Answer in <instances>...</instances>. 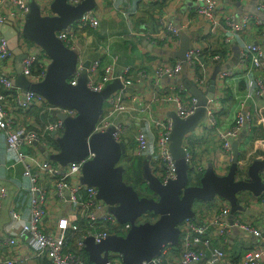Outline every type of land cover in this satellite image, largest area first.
<instances>
[{
	"label": "built area",
	"instance_id": "2783aa9c",
	"mask_svg": "<svg viewBox=\"0 0 264 264\" xmlns=\"http://www.w3.org/2000/svg\"><path fill=\"white\" fill-rule=\"evenodd\" d=\"M80 1L66 0L70 6H76ZM192 2L194 12L203 18L208 26L207 34L219 35L220 48L227 53L226 55L217 53L199 37H194L190 40L184 61L156 55L152 78L156 81L167 79L168 84L165 88L156 84L153 89L162 90L159 98L152 96L151 101L161 102L165 107L173 108L180 119H187L195 113L197 102L189 94L185 95L183 85L174 84V80L179 78L182 69L186 67L187 79L204 93L208 89L211 68L223 67L216 75L215 92L207 104L205 121L200 122L183 142L186 162L191 169V178H196L201 176L207 166L196 163L192 152L193 144L204 141L215 142L217 147L211 148L213 151L210 162L214 164L216 173L224 174L230 166L232 142L239 139L242 134L252 137V133L257 132V125L254 124L257 115L253 99H259L264 107V42L262 40L264 21L251 14L242 15L238 20L231 15H224L221 21L216 15L220 8V0H192ZM51 3L52 0L39 2L42 16H53L49 9ZM29 4V0H0V24L10 22L11 28L16 32L18 47L24 54L21 62L22 75L30 83H40L46 75L51 60L40 47L29 42L22 35L30 10ZM257 9L264 15L263 0L259 1ZM121 12L127 16V12ZM155 20L158 35L150 40L151 47L158 50L160 46L169 45L173 46L174 50H178L182 33L173 23L164 19L163 12L156 13ZM98 26L97 17L93 11H89L83 14L77 23L55 33L65 47L78 54L76 69L68 79V83L72 86L77 84L81 73L84 72V61L76 48V34L85 29L95 31ZM256 30L257 35H261L258 41H241L236 63L231 67H225L224 64L230 56L228 47L230 43L244 35H255ZM114 65L111 63L102 68L99 61L94 62L85 73L88 88L95 92L101 91L115 80L122 83L123 87L106 103L109 105V111L102 115L94 129L95 132H104L113 125V138L121 142L130 134L128 125L116 119L117 116L127 113L124 104L126 90L135 82L148 79L149 76L140 71L137 72L136 79L132 80L128 77L129 69L116 75ZM14 77L11 51L7 40L0 35V135L4 136L7 148L12 150L16 157L12 164H4L0 161V169L14 170L16 165H20L23 168L22 175L29 181L28 192L31 194L29 221L22 222L17 212L13 208L10 209L9 223L5 226L4 237L0 241V264H27L30 258L47 259L51 264H92L82 254L84 240L90 237L94 243H99L112 235L123 237L130 225L118 223L115 217L106 211L104 203L97 199L96 188L80 182L85 160L65 166H59L50 160V156L58 152L57 139L63 134V123L57 119V115L63 114L74 118L76 111L50 105L33 92L21 91L13 85ZM238 83H245L246 88L245 90L239 87L233 88L231 98L237 104L236 114L230 122L222 123L217 115L222 112L225 93L231 89V85ZM149 107L139 104L136 114L131 119L144 123L149 131H155V136L150 139L144 130L138 129L133 135L135 146L132 155L150 156V169L153 175L165 184L175 179L174 162L169 153L172 122L168 117L153 119L150 115L145 116ZM260 121L264 131V117ZM243 139L240 140L239 145L243 143ZM261 142L264 144V138H261ZM242 166L239 158L237 176L244 179L246 175L245 171H241ZM261 178L264 182V171ZM7 196V189L0 184V207ZM239 198H242L241 194ZM256 199L264 202V196ZM243 204L244 202L240 205ZM66 205L71 207V210L61 215V220L57 219L61 228L60 236L48 234L44 229L49 215L48 206H54L60 212ZM194 213L195 220L185 219L178 226L177 260L168 258L163 249L159 256L142 264H234L226 252L211 245V240H219L227 245L234 229L252 237L254 241L248 248H244L246 250L236 264H264V231L253 221L240 218L237 213L230 223L228 204L216 210L203 211L199 206L194 209ZM18 246L26 248L31 257L14 258L10 255V249ZM106 264L122 263L117 254H110Z\"/></svg>",
	"mask_w": 264,
	"mask_h": 264
},
{
	"label": "water",
	"instance_id": "95a60500",
	"mask_svg": "<svg viewBox=\"0 0 264 264\" xmlns=\"http://www.w3.org/2000/svg\"><path fill=\"white\" fill-rule=\"evenodd\" d=\"M95 7V0H81L76 6L68 5L66 0H52L49 9L53 16L46 17L42 16L39 4H29L22 35L40 47L51 60L40 83H30L22 75L24 54L18 47V37L10 22L0 24V35L7 40L13 57V85L23 92L39 95L50 105L76 111L74 118L57 115V119L63 123V134L57 139L58 152L50 156V160L59 166L85 160L80 182L96 188L97 199L104 203L106 211L118 223L130 225L123 237L112 235L99 243H94L90 237L85 239L87 260L92 264H106L110 254H117L122 264H142L159 256L165 247L178 245V226L185 219H196L195 203H209L216 198L224 200L230 207L229 221L232 223L233 216L242 211L238 200L240 194L249 193L255 198L264 196L261 178L264 158L252 161L245 170L246 177L238 178L242 134L232 142L228 170L218 174L209 164L199 177L198 184L192 185L183 142L200 122L205 121L206 107L215 92L216 75L221 69L217 68L204 93L189 80L182 82L184 90L196 99L197 109L187 119H180L175 112L168 115L172 122L169 153L174 162L175 179L162 184L150 169L151 157L146 156L142 162V184L152 196H140L132 185L124 181L125 168L121 161L128 154L127 141L117 142L113 138V125L104 132L94 131L103 115L104 105L123 87L122 83L115 80L99 92L92 91L87 86L85 73L90 65L85 62L84 72L77 84L70 85L68 79L76 69L78 54L65 47L55 35L77 23L86 12L95 11ZM257 16L264 21V15L260 12ZM189 47L190 38L188 35L182 36L179 49L171 57L184 61ZM150 214L154 219L146 220Z\"/></svg>",
	"mask_w": 264,
	"mask_h": 264
},
{
	"label": "crops",
	"instance_id": "0c3cea01",
	"mask_svg": "<svg viewBox=\"0 0 264 264\" xmlns=\"http://www.w3.org/2000/svg\"><path fill=\"white\" fill-rule=\"evenodd\" d=\"M30 3L39 4L41 0H29ZM96 7L94 14L99 21L97 30L91 31L88 29L78 31L75 38L76 48L80 52V57L89 65L94 62H100L101 67L114 63L115 74H122L126 69H129L128 77L132 80L136 79L137 72H144L148 75V79H142L135 82L132 87L128 88L127 94L124 97V104L127 107V113L117 116V120L128 125L130 132L126 137L128 155H132V150L135 146L133 135L138 129L146 132L150 139L155 136V131H149L144 123L137 122L131 119L136 114V108L139 104L149 105V109L145 112V116L150 115L153 119H165L168 115L174 112L173 108L165 107L161 102L151 101L152 96L159 98L162 89H153L158 84L159 87L165 88L168 84L167 79L156 81L152 78V71L155 66L156 55H163L173 59L171 54L176 51L173 46H160L158 50L153 49L150 45V40L158 35L155 14L158 12L164 13V19L171 22L182 33V36L188 35L190 40L194 37H199L210 49H220L219 35L209 36L207 34L208 26L204 19L199 17L194 12V4L192 0H95ZM260 0H220V8L216 15L222 21L224 15H231L235 20H238L242 15L251 14L259 15L257 9ZM264 1V0H263ZM121 11L127 12V16ZM259 31V29H258ZM264 31V28H263ZM261 35H244L239 39L230 43V56L224 64L225 67L233 66L237 61L238 48L241 41L247 42L258 41ZM264 41V33L263 38ZM11 68V65H9ZM211 68L210 77L215 69ZM223 67H221L222 69ZM209 77V80H210ZM188 78L186 67L182 69L179 78L174 80V84L182 85V82ZM188 80V79H187ZM239 87L245 90V83L231 85L225 93V100L222 106V112L217 115L218 120L222 123L230 122L236 114V102L231 98L233 88ZM188 94L185 91V95ZM188 96V95H187ZM255 102V111L257 115L261 114L264 117V107L260 104L261 101L253 99ZM109 111V105H104L103 115ZM253 137V138H252ZM250 135H245L243 143L239 145V158L242 151L261 152V155L256 156L252 161L264 158V144L261 138H264L262 130L257 135V132ZM257 137V140H254ZM262 149L260 150V146ZM215 142H197L192 145L193 156L196 163L208 166L211 164V148H216ZM146 157V156H145ZM16 160L15 153L8 149L3 135H0V161L4 164H12ZM144 160V158H143ZM251 161V163H252ZM143 162V161H142ZM214 167V164H211ZM128 164L125 166L127 167ZM207 168V167H206ZM215 168V167H214ZM23 168L16 165L14 170L0 169V184L7 189L8 196L3 201L0 207V241L4 237V228L9 223L10 209L13 208L20 216L22 222H27L30 219V202L31 194L28 192L29 181L22 175ZM126 170V168H125ZM222 174V173H220ZM242 205V211L239 215L253 221L256 226L261 227L264 231V202L253 203V207ZM71 207L66 205L58 212L54 206H48L49 215L45 221V231L55 237L61 234L60 223L57 219L66 212H69ZM196 210V209H195ZM63 220V218H62ZM253 238L243 235L239 230L234 229L229 243L224 247L226 255L230 260H238L241 256L242 249L248 248L253 244ZM168 258L177 260L178 256L172 253L168 248L165 250ZM9 254L14 258L31 257L28 250L22 246L10 249ZM27 264H42L40 259L30 258Z\"/></svg>",
	"mask_w": 264,
	"mask_h": 264
},
{
	"label": "trees",
	"instance_id": "16d2710c",
	"mask_svg": "<svg viewBox=\"0 0 264 264\" xmlns=\"http://www.w3.org/2000/svg\"><path fill=\"white\" fill-rule=\"evenodd\" d=\"M214 51H217V53H221L222 55H226V53H227V51L226 50H222L221 48L220 49H217V50H214ZM123 160H126V161H128L129 162V164H128V166L126 167V170H125V173H124V180L125 181H127V184H130V185H132L135 189L137 188V190H138V194L140 195V196H143L142 194H141V192L142 191H140V190H144L143 189V187H144V185L142 184V161H143V159H142V157H130L128 154H126V156H124L123 158H122V161ZM125 161V162H126ZM125 166H126V164H125ZM196 179H197V181H196V183L194 184V183H192V185H197L198 184V182H199V177H196ZM149 190H147V192H148ZM239 200V203L240 204H242V200H246V199H244V198H239L238 199ZM205 204H207V205H209L210 203H205ZM152 218H154L153 216H151V214L146 218V220H149V219H151L152 220ZM211 245L213 246V247H218V248H220V249H222L223 251H224V247L226 246V245H224V244H222L219 240H211ZM169 249L172 253H174L176 256H178V254H179V246H177V247H170V246H167V247H165L164 248V251L166 250V249ZM246 249H242V252H241V255H242V253H244V251H245ZM225 252V251H224ZM82 254H83V256H85L86 257V254H85V252L83 251L82 252ZM166 257V256H165ZM241 257V256H240ZM240 259V258H239ZM238 259V260H239ZM41 260V263L42 264H51L50 263V261L49 260H47V259H40ZM238 260H235L234 259V261H233V263L234 264H236L237 262H238Z\"/></svg>",
	"mask_w": 264,
	"mask_h": 264
},
{
	"label": "rangeland",
	"instance_id": "374dc122",
	"mask_svg": "<svg viewBox=\"0 0 264 264\" xmlns=\"http://www.w3.org/2000/svg\"><path fill=\"white\" fill-rule=\"evenodd\" d=\"M255 114L257 115V112L255 111ZM261 114L260 115H257V117H255V120H254V124L257 125V135L259 136L260 132L262 131V127H261ZM254 140H257V137H254ZM262 149V145L260 146V150ZM261 155V152H257L254 151L253 149L249 150V151H242L240 153V162L241 164L243 165L241 167V171H245V169L251 164V161L256 158V156H259ZM123 165L125 164L122 163ZM128 163H126L127 165ZM125 181V180H124ZM127 183V181H125ZM137 192L138 190L135 189ZM146 190V189H145ZM145 190H140L142 191L141 194L143 195L146 191ZM139 193V192H138ZM144 196V195H143ZM242 198L246 199V200H242V202H244L243 205H247L250 206V207H253V203H259V200L256 199L255 197H253L252 195H250L249 193H242L241 194ZM223 205H227V203L224 201V200H221L219 198H216L214 199V201L212 203H210L209 205L203 203V204H200V203H195L194 205V209H197L199 206H200V210L203 211L205 209H211V210H216V209H219L221 206ZM240 218H243L242 215H239ZM154 219V218H153ZM152 219V220H153Z\"/></svg>",
	"mask_w": 264,
	"mask_h": 264
},
{
	"label": "flooded vegetation",
	"instance_id": "af4514ba",
	"mask_svg": "<svg viewBox=\"0 0 264 264\" xmlns=\"http://www.w3.org/2000/svg\"><path fill=\"white\" fill-rule=\"evenodd\" d=\"M130 157H131V155H130ZM132 157L134 158V157H142V156H132ZM143 158H144V157H142V159H143ZM125 161H126V160L121 161V165H123L122 163H124ZM126 163L129 164L128 161H126L125 164H126ZM125 164L123 165L124 168H126V167H125ZM142 180H143V179H142ZM191 181H192V183L195 184L196 181H197V179H196V178H191ZM136 189H137V188H136ZM143 189H144V187H143ZM144 190H145V189H144ZM145 191H146V192L143 194L144 196H147V197H151V196H152V193H151L150 191H148V192H147V190H145Z\"/></svg>",
	"mask_w": 264,
	"mask_h": 264
}]
</instances>
